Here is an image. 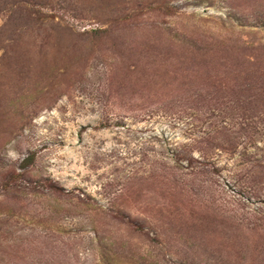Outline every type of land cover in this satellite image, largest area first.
I'll return each mask as SVG.
<instances>
[{
  "label": "rangeland",
  "instance_id": "rangeland-1",
  "mask_svg": "<svg viewBox=\"0 0 264 264\" xmlns=\"http://www.w3.org/2000/svg\"><path fill=\"white\" fill-rule=\"evenodd\" d=\"M35 2L0 14V264H264V97L147 74L264 44V0Z\"/></svg>",
  "mask_w": 264,
  "mask_h": 264
},
{
  "label": "trees",
  "instance_id": "trees-1",
  "mask_svg": "<svg viewBox=\"0 0 264 264\" xmlns=\"http://www.w3.org/2000/svg\"><path fill=\"white\" fill-rule=\"evenodd\" d=\"M35 1L0 0V14L8 13L14 16L16 10L23 4L35 5ZM95 32L106 33L108 31L97 29ZM200 41L202 42V40L193 39V37L189 40L182 39L181 42L188 43V45L183 52L181 50L179 53L174 68L171 70L168 59L159 60L154 57L148 63L151 67L149 66L147 74L150 73L151 76L157 78L159 81L155 84L163 90L173 87L174 82L166 81V78H170L172 74L180 76L177 90L193 83V79L192 83H180V81H186L189 76L196 78L195 81L199 82L200 89H205L207 93L205 95L202 92L199 93L198 99H192L193 96L186 98L188 100L185 101H189L191 104L194 102L200 107H204L206 102L215 100L218 102L217 110L222 113L225 108L223 102L220 98H211L210 100L209 91L221 92L229 89L233 93H238L237 100H234V106H231V109L236 111L235 114L241 115V110H250L246 107H251V103L259 101V96L264 97V44L248 40L246 36H240L237 39L233 37L222 39L212 36L206 38L202 45H198ZM234 77L241 78V80H238L237 85L235 84L232 88L223 83ZM234 81L236 82L237 79ZM216 86L222 90L218 91ZM193 109L195 108L188 106L181 111Z\"/></svg>",
  "mask_w": 264,
  "mask_h": 264
}]
</instances>
